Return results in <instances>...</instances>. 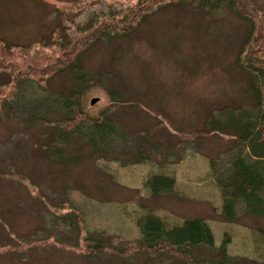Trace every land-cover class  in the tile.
I'll list each match as a JSON object with an SVG mask.
<instances>
[{
	"label": "rangeland",
	"instance_id": "obj_1",
	"mask_svg": "<svg viewBox=\"0 0 264 264\" xmlns=\"http://www.w3.org/2000/svg\"><path fill=\"white\" fill-rule=\"evenodd\" d=\"M136 3L0 0V264L220 258L216 248L187 260L134 250L137 220L147 213L168 226L203 218L217 248L228 241L230 264H264V217L242 208L235 220L223 216L219 178L232 175L237 146L232 130L208 124L218 109L258 103L238 64L250 25L216 0H160L130 21ZM105 24L113 28L106 36ZM61 32L78 40L94 34L78 59L81 72L65 65L44 81L23 78L62 56ZM79 87L85 116L108 115L116 128L106 148L108 137L97 146L70 136L56 159L44 144L53 128L36 123L29 106L46 100L47 116L60 117L56 99ZM154 174L173 177V190L153 194L145 181Z\"/></svg>",
	"mask_w": 264,
	"mask_h": 264
},
{
	"label": "trees",
	"instance_id": "obj_2",
	"mask_svg": "<svg viewBox=\"0 0 264 264\" xmlns=\"http://www.w3.org/2000/svg\"><path fill=\"white\" fill-rule=\"evenodd\" d=\"M159 1L137 0V10H130V13L125 17L129 18V15L132 14L133 18L129 19L130 21L140 19L144 10H153L155 5L160 4ZM216 1L219 8L228 7L234 10L237 16L250 25L242 44L238 64L244 71L250 73L252 80L248 87V93L258 100L255 106L245 108L228 106L218 109L208 118V122H210L208 124L215 127L218 125V130L221 133L224 130H232V139L237 146L235 147L236 151L233 152L231 163L232 175L226 180L222 177L219 178L223 193L222 213L229 221L236 219L240 208L247 213L264 217V0ZM92 25L93 22L90 20L82 28H88V32H90L94 29ZM110 29H113L112 26L105 24L102 27L103 35L106 36ZM92 36L94 37V34ZM92 36L85 37L87 39L82 37V40H78V37L71 38L69 34L61 32L56 45L65 49L62 56L55 62L51 58L41 56L43 61L51 60L50 63L41 68V74L38 72L37 77L27 74L23 78L44 81L58 68L65 65L73 66L74 75L75 72H81V66H77L78 59L89 44L87 40L92 39L93 41ZM115 36H119V34L115 33ZM80 43L83 45L81 46ZM69 45L70 47H68ZM80 76L78 78H81ZM2 85L0 84V86ZM83 89L84 87L73 89L69 95H62L56 99L58 109L60 107L59 110L62 113V116L57 118L47 116L45 109L49 107V104L46 100H44L45 104L29 106L32 109L28 110V114H31L36 123L53 128L52 131L49 130L51 134L49 143L44 144L45 147L49 146L48 154L56 159L62 156L61 148H59L60 143L67 141L70 136L75 134H83L84 139L90 142L94 141L97 146H100L103 137H108L103 144L105 148L110 145L109 137L115 131V123L111 122L108 115L97 118L85 116L84 108L79 100ZM40 107L42 111H40ZM223 126L225 127L222 128ZM55 135L57 136L55 137ZM145 186L149 187L153 194L168 192L173 190L175 179L169 175L154 174L145 181ZM137 226L141 231L142 239L140 245L137 244L133 248L134 250L144 251L148 255L161 254L187 260L191 255L194 256L196 249L204 248L211 251L216 248L220 258L216 260L207 257L199 264H230L227 258H223L226 254L228 241L217 248L213 230L203 218H188L179 224L168 226L164 219L147 213L137 220Z\"/></svg>",
	"mask_w": 264,
	"mask_h": 264
},
{
	"label": "water",
	"instance_id": "obj_3",
	"mask_svg": "<svg viewBox=\"0 0 264 264\" xmlns=\"http://www.w3.org/2000/svg\"><path fill=\"white\" fill-rule=\"evenodd\" d=\"M98 99H99V98H97V97H96V98H93L92 101H91V103H92V104L96 103V102L98 101Z\"/></svg>",
	"mask_w": 264,
	"mask_h": 264
}]
</instances>
